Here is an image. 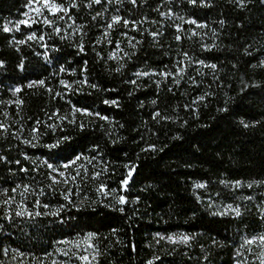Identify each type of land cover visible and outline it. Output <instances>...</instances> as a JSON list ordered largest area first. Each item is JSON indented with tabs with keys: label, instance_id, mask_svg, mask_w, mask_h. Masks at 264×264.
I'll return each mask as SVG.
<instances>
[{
	"label": "trees",
	"instance_id": "1",
	"mask_svg": "<svg viewBox=\"0 0 264 264\" xmlns=\"http://www.w3.org/2000/svg\"><path fill=\"white\" fill-rule=\"evenodd\" d=\"M54 2L69 10H45L53 26L16 31L27 0H0V264L256 256L239 248L264 234V0ZM113 16L122 19L108 27ZM176 233L190 239H165Z\"/></svg>",
	"mask_w": 264,
	"mask_h": 264
},
{
	"label": "snow or ice",
	"instance_id": "2",
	"mask_svg": "<svg viewBox=\"0 0 264 264\" xmlns=\"http://www.w3.org/2000/svg\"><path fill=\"white\" fill-rule=\"evenodd\" d=\"M93 3H96V4H99L101 3V0H92ZM109 3L112 2V0H108ZM132 3H135L136 0H131ZM191 3H195L196 0H190ZM241 3H243V0H240ZM32 4H35L36 7L34 9L35 13H36V17H39V18H42V19H37L35 17H30V21L29 20H19L17 22H15V30L16 31H19L20 30V25H26L28 27H31V24L32 23H38V22H42L43 24L45 25H48V26H53L54 25V21L52 20H49L47 18V16L44 15V12L45 10L50 14V15H56L57 13H60V12H63L65 15H67L68 13V8H65L63 5L61 4H58V3H55V2H52V0H30V5H29V8H30V11H32V8H31V5ZM71 7H76L75 4H71L70 5ZM25 16H28L29 13L26 12L24 14ZM62 18V17H60ZM121 17L119 16H113L112 17V24H109L108 27H112L113 24H116V23H119L121 21ZM11 23V22H9ZM123 23L125 26H127L130 21L128 20H123ZM131 23H135V22H131ZM186 23H192V24H196V21L195 20H189V21H186ZM198 27H205V25H197ZM179 25H177V29L179 30ZM13 29L9 27V24H4L3 25V31L5 32H9V31H12ZM56 31L57 33L60 32V29L59 28H56ZM193 35H195V33H193ZM28 40H33V39H37L36 37V33L33 32L32 34H30L28 37H27ZM39 39H43V37H39ZM180 37L177 36V40H179ZM25 41L21 40L19 41V43H24ZM207 47V46H205ZM117 49H119V44H117ZM187 54H185L186 56ZM112 59H115L116 58V54L113 53L112 56L110 57ZM200 64H204L203 61H199ZM210 67H212L213 69L216 68V65L215 64H212L210 65ZM61 71H63V69H61ZM185 71V68L182 66V64L180 66L177 67V70L175 73H172V72H165V73H161V75H164L165 77H168V76H174V75H180L182 73H184ZM148 73H137L136 75H147ZM179 81H177L178 83ZM45 83L44 80H40V81H33L31 82L28 87H33L35 85H39V86H43ZM134 83V82H133ZM61 84L64 85L65 88H71V85L70 84H67L66 82L64 81H61ZM21 89L20 88H15L14 89V94L17 93V92H20ZM59 95V94H58ZM203 99V98H201ZM17 103H20V101H17ZM105 103H112V104H116L117 102L116 101H105ZM77 111H83V110H80V109H73V112H77ZM88 115H92V113H86ZM98 115V114H97ZM157 115H159V113H157ZM101 119H107V117H100ZM63 119V118H62ZM39 123V122H37ZM241 123H243V121H241ZM248 125L245 124V127H247ZM0 127H3L2 125H0ZM50 127H55V126H50ZM33 132H38V129H33ZM65 141L68 139L67 137L63 138ZM63 141L62 140H58L55 144H51V145H47V147L49 148H57L60 146V144L62 143ZM25 143H30L29 141H25ZM35 146V145H33ZM82 159V156L81 155H76L74 159L71 160L70 164L69 163H65L64 165H62L61 167L64 168V169H67L70 167V165H75L77 161L81 160ZM17 163H19V161H17ZM47 167L49 169L52 170V172L54 173H58V175L60 177H64L65 176V173L63 171H60L55 165L53 164H50V163H47V161L44 162ZM23 171H27V169H22ZM131 170L129 171L128 173V176L131 177ZM97 176L99 175L98 173L96 174ZM73 180H75V177H72ZM52 180H53V183H59L61 181L57 180L55 176L52 177ZM64 182H67V178L64 180ZM128 183L127 180L124 181V184L126 185ZM240 182H237V184H239ZM251 186V185H249ZM19 187V186H17ZM197 187H203V185H197ZM17 189L14 188L12 189V192L13 193H16ZM24 191L27 192L28 191V186H24ZM98 191H101L103 192L104 191V187L101 186L100 189H98ZM5 192H7V190H5ZM70 192L68 194L65 195V199H69V196H70ZM21 195H23V193H21ZM15 197H10L9 200H6L4 201L5 204L9 203L11 200H13ZM126 201H125V198L123 196L119 197V200H118V203L120 204H124ZM46 207V206H45ZM229 209L233 210L236 212V215H240V212H239V209L236 208V209H232L231 206H229ZM121 211H123V209H121ZM17 215H22L23 213L21 212H17L16 213ZM37 215H40V213H36ZM163 238V237H161ZM86 240H91L92 239V234H89L88 237L85 238ZM169 240H172L173 242H176L173 237H168ZM190 238L188 236H182L180 237V241L181 242H187ZM259 241L260 242V246L262 248H264V234L258 236V237H252V238H249V239H245L244 241V244L245 245H250L256 241ZM64 243H68L67 241H65ZM89 247H91V245H89ZM64 255H68V252H65ZM261 256L264 257V252L261 253ZM78 259L83 262V264H90V261H89V256L88 255H80L78 256ZM93 259H95V257H93ZM149 264H151V262H149ZM260 264H264V258L260 259Z\"/></svg>",
	"mask_w": 264,
	"mask_h": 264
},
{
	"label": "rangeland",
	"instance_id": "3",
	"mask_svg": "<svg viewBox=\"0 0 264 264\" xmlns=\"http://www.w3.org/2000/svg\"><path fill=\"white\" fill-rule=\"evenodd\" d=\"M52 2H54V0H52ZM29 5H30V0H27V6H26V12L29 13L28 16H25L24 17V20H29L30 17H33L35 13L34 9L36 7L35 4H32L31 5V8H32V11H30V8H29ZM233 185V183H232ZM229 206L232 207V209H236L235 206H232V205H229V204H224V203H221V204H216L215 205V208L217 211L221 212V213H234L235 211L229 209ZM261 234H253L247 238H244L243 239V244H242V247L239 248V250L243 251V248L244 247H251L253 248L255 251H256V256H254L253 254H249V257L248 254H241V253H238V256L236 257L235 259V262L233 264H260V259L264 258L261 256V253L264 252V248H262L260 246V242L257 240L256 242L250 244V245H245L244 244V241L245 239H249V238H252V237H258L260 236ZM184 235L180 234V233H176V234H173V235H169V236H166L165 239L166 240H169L168 237H173V239L176 241V242H181L180 241V237H182ZM169 241H172V240H169Z\"/></svg>",
	"mask_w": 264,
	"mask_h": 264
}]
</instances>
